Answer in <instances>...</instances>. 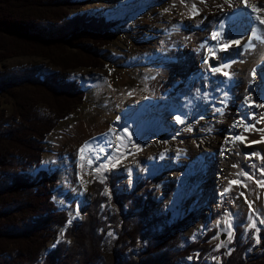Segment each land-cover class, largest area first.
Masks as SVG:
<instances>
[{"label":"trees","instance_id":"16d2710c","mask_svg":"<svg viewBox=\"0 0 264 264\" xmlns=\"http://www.w3.org/2000/svg\"><path fill=\"white\" fill-rule=\"evenodd\" d=\"M88 2L0 0V63L34 56L58 69L0 70V264H264V228L257 231L261 249L250 260L245 255L256 241L254 227L236 225L232 241L216 251L211 241L217 227L184 244L182 232L194 214L162 223L165 219L152 211L150 180L122 192L120 172L95 178L82 219L68 224L69 212L54 200L53 176L45 169L29 172L41 165L53 128L85 100L82 85L62 73L106 67L95 48L110 44L115 21L69 12ZM55 227L65 228L62 239L47 249ZM110 229L116 238L107 239ZM209 255H218L220 262L207 261Z\"/></svg>","mask_w":264,"mask_h":264},{"label":"bare ground","instance_id":"6f19581e","mask_svg":"<svg viewBox=\"0 0 264 264\" xmlns=\"http://www.w3.org/2000/svg\"><path fill=\"white\" fill-rule=\"evenodd\" d=\"M154 1L157 3L158 0ZM105 5L108 8L111 3L107 2ZM247 5L246 7L245 0H193L191 6L182 13L159 17L154 24H147L146 28L136 34V38L144 43L151 36L149 32L153 31L152 34H156L160 39L155 48L157 54L165 49L178 58V62L175 58L166 57L160 62L161 58L156 57L154 65L159 67L162 63H174L165 70L163 67L159 75L155 76L156 79L150 82L157 97H150L138 90L137 98L142 103L141 107L136 106L137 110L130 117H126L123 115L124 108L133 102L131 99L124 103L121 101L107 115L98 117L99 129L92 131L93 134L86 138L84 136L88 129L92 128L88 122L80 123L76 127L79 134L73 139L65 136L56 139L55 156L70 155L73 170H78L81 156L88 150L92 154L89 163L97 161L99 153H93L91 147L104 131L109 130L108 135L120 134L128 140L131 137L129 128L134 124L140 129L144 128V124H139L138 119L140 122V118L149 113V118L160 117L155 121L164 122L167 126L165 141L161 142L160 146L152 143L147 151L160 153V157L149 156L148 160L145 159L149 169L161 167L162 161L169 164L170 169L164 175L170 181L169 189L159 195L166 200H175L173 196L176 192H192V184L199 188L195 193L196 200L184 199L181 202L185 210L194 207L201 210L200 221L186 231L188 238H196L216 223L219 217L224 215L225 204L229 210L236 211L235 218L240 221L250 220L255 212L264 210V187L256 183L257 180L264 181V175L259 171L260 168L264 169V132L261 131L264 129V107H257L264 105V24L255 18L257 14L264 15V0H247ZM253 7L260 11L253 12ZM236 10H240V13L232 17L223 29L222 36L221 31H213L212 26L218 25L217 19L221 11ZM235 28L242 31L241 37L238 38L241 45H234L227 51H214L223 48L225 41H230L231 32ZM214 34L219 39L214 38ZM142 45L145 46L143 50L148 51L147 44ZM120 46L121 50L135 51L130 44L121 43ZM107 52L111 58L120 53L116 46L108 48ZM187 76L191 80L186 78ZM208 78L215 79L212 88L218 89L215 92L209 91L203 98V106L196 107L195 103L193 104L195 94L203 92L202 81ZM107 80L109 79H105L104 83H107ZM106 91L110 93L113 89L106 87ZM182 95L187 97L186 102L182 99L180 101ZM177 116L181 117L183 123L177 122ZM197 117L204 118L197 120ZM238 136L243 139L237 140ZM254 141L257 143H253ZM106 144L100 153H105V149L111 146L108 141ZM82 147L83 153L80 151ZM154 149L156 151H153ZM235 163L241 165L244 172L252 173L256 179L248 182L249 178L243 177L239 185H225L232 175V164ZM137 166L135 163L134 167ZM131 167L129 163L124 165L125 169ZM187 175L189 181L184 184L182 178ZM131 183V179H126L120 185L125 189ZM249 184L253 186V195L249 194ZM226 188L231 190L221 195ZM249 203L252 204L251 209Z\"/></svg>","mask_w":264,"mask_h":264},{"label":"rangeland","instance_id":"374dc122","mask_svg":"<svg viewBox=\"0 0 264 264\" xmlns=\"http://www.w3.org/2000/svg\"><path fill=\"white\" fill-rule=\"evenodd\" d=\"M88 1L89 2L87 4L79 8L70 9L69 12L71 15L78 12H88L99 17L105 16L107 19L115 21L114 26L111 29L113 33V39L110 44L95 48V51L105 61L106 67L103 70L79 68L68 70L65 73H62V75L66 78L75 79L82 85V88L86 90L85 100L77 109L71 111L64 120L60 121L56 125V127L53 128V131L47 136L45 141V149L43 152L41 165L38 168H30L29 172L35 174L36 170L45 169L49 172V174L53 176V179H51L50 181V187L54 193V200L56 201L60 209L69 212V221H72L73 219H82L80 211L84 205H86L88 202H91L92 200V189L90 187V184L95 178L102 181L109 173L112 174L114 172H120L121 174H123V177L118 181L117 187L119 189L118 191L122 192H130L134 190L135 185L139 181L150 180L149 185H147L146 187L151 191V195L155 199V204L152 211L154 214L161 215L162 218L165 219V221H162V223H167L168 221H176L180 218H183L189 213L194 214V219L190 220L189 226L182 232V239L184 241V244L201 237L207 230H210L212 227H217L218 232L215 238L211 241V244L215 247V251L219 249L217 248L218 244H221V247L226 248L233 239V235L231 239H229V231L234 234V228L236 225L244 226L245 230H247L249 228V225L254 222L256 241L252 248L245 255V258L247 260H250L253 254L260 251L259 249H261V241L259 240V243H257V229L264 228V223L260 222L261 220H264V210L255 212L254 217H252L250 220L240 221L236 219V211L233 212L229 210L227 208V205L225 204V208L223 209L224 215L220 216L216 223L209 226V228L200 233L196 238H188L186 231L194 227L197 222L200 221L201 210L198 207H194L190 210H185L181 202L184 199L191 200L192 198H194V200H196L195 193L196 190H199L197 185L192 184V192H187L186 190H184V192L181 194L180 192H176V195L173 196L175 200L172 198L166 200L165 197L159 195L160 192H164L169 189L170 181L167 180L168 178L164 176L170 169L169 164L162 161L161 167L149 169L148 166L146 167V160H148L149 156H151L150 158H152L153 156H156V158L160 157V153H148L147 151L153 144L157 143L160 146L161 142H164L166 139V124L164 122H160L159 120L155 121L156 118L160 117H155L154 119H152L149 118V113H146V115L140 118V122L138 119V123H143L144 128L140 129L136 127V124L132 125L129 128L131 137L128 140L122 137L120 134L114 133L112 135H108L107 132L109 130L104 131L100 135L101 137H96L97 139H95V142L91 147L93 153H99L98 158H96L97 161L89 163L92 154L90 150H88L81 156L78 170H73V160L71 159L70 155L55 156L54 142L56 141V139L62 136L73 139L79 134V132L76 130V127L80 123L88 122L89 126L92 128L88 129V134L86 133V136H84L86 138L87 136L93 134L92 131L94 132L99 129V127L97 126L99 125L97 121L98 117L107 115L112 109L117 106V104H120L121 101V103H124L128 99H131L133 102L131 105H129L130 107L125 106L124 108L123 115H126V117H130L133 112L137 110V108H135L136 106L141 107L142 103L140 99L137 98L138 90L143 91L150 97H157V93L151 87L150 82L156 79L155 76H158L161 70H165L166 67H169L171 66L170 64L174 63L168 62L166 63L167 65H163L162 63V65L159 67L158 65H154V62H156V57L162 59H160V62H163V59L165 57L169 59L175 58L176 62H178V58L173 53H170V51L165 49L163 51L160 50L158 52L159 55L157 54L155 48L158 45V41L160 39L156 34H152L154 33L153 31L149 32L151 33V36H149L144 41V43L140 42L136 38V34L142 31L144 27L146 28L147 24H154L159 17L168 15L176 16V14L178 15L182 13L184 9L191 6L193 0H158L157 3L154 0ZM107 2L111 3V6L108 8L105 5V3ZM121 43L130 44L131 48L133 50L135 49V51L130 52L126 49H119L121 47ZM142 44H147L149 48L148 51L143 50L145 46H143ZM112 46H116L121 54L119 53L118 56H114L113 58H111L108 55L107 49ZM138 47H140L141 50H139ZM29 66L41 67L46 72L58 71V69L49 64L47 60L34 56H22L5 60L4 62L0 63V70H3L4 68H25ZM96 76H98L99 81L97 80ZM186 78L190 79L189 76H187ZM105 79H109L107 80V83H104ZM179 79H181V77ZM174 81L178 82L179 80L174 79ZM214 82L216 81L212 78H208L207 80L202 81V83H204L202 89L203 92L197 95L195 94L193 100V104L195 103L194 106H203V98L205 97V95L209 91L215 92L218 89V87H216V89L212 88V84H214ZM106 87L113 89V91L108 93L106 91ZM181 99L182 101L186 102L187 97L185 95H182L180 96V101ZM145 105L147 106L148 103H145ZM4 106L8 110V112H11L10 105ZM197 118V120H203L204 117ZM163 120L164 119H162V121ZM151 121L159 124H151ZM100 130L102 131L103 129L101 128ZM107 141L110 142L109 145H111L108 148L109 150L105 149V153H100L103 146L107 145ZM111 150H114L115 152L113 153V151L111 152ZM153 151L156 150L154 149ZM118 160L120 161V163L117 164L116 162ZM128 163L132 165V167L130 169H125L124 165ZM135 163L138 164L137 167H134ZM113 164H116V167H112ZM232 168V175L230 176L228 183L225 185H229L230 181L233 180H239L242 183L243 177H245L246 179H248V177H251V179H248V182L253 181L254 178L256 179V177L253 176L252 173L244 172V169L241 165L235 163L232 164ZM260 169L259 171L261 173ZM126 179H131V185L125 189L121 188L120 184ZM182 180L184 181V184H186L189 181V175L182 178ZM249 186L251 189L249 191V194L253 195V186L252 184H249ZM106 193H110L108 187L106 188ZM77 211L79 212V215H77ZM229 220L231 224L230 227ZM70 223L68 222V224ZM64 229V227H55L53 229L54 234L52 238L47 242V246L45 248L51 249L52 247H54L56 242L62 239ZM106 237L107 239H114L117 237V233L114 231V229H110L107 232ZM137 250H139V247H137V249L135 248L134 252L137 253ZM190 259V257H187L188 261ZM213 259L217 262H220L218 255H209L207 256L206 260L212 261Z\"/></svg>","mask_w":264,"mask_h":264},{"label":"snow or ice","instance_id":"6c2138e0","mask_svg":"<svg viewBox=\"0 0 264 264\" xmlns=\"http://www.w3.org/2000/svg\"><path fill=\"white\" fill-rule=\"evenodd\" d=\"M245 6H246V7L248 6V5H247V0H245ZM193 7L195 8V5H194ZM252 10H253V12H257V13L260 11V9H258V8H256V7H253ZM255 18H256V20H257L259 23L264 24V15H259V14H257ZM220 35H221V36L223 35V22H221V33H220ZM214 38L219 39V37L215 36V34H214ZM234 45H235V46H240V45H241V40L236 39V40L225 41V42H224V45H223V48H221V49H214V51H220V50L227 51L228 48H230V47H232V46H234ZM224 67H229V65H224ZM213 71H220V69H213ZM224 74H225L226 76L228 75V73H224ZM246 99H248V98H246ZM257 107H264V105H257ZM217 111H220V110L217 109ZM118 119H119V118H118ZM176 120H177V122H179V123H183V121L181 120V117H180V116H177V117H176ZM188 130L190 131L191 128L189 127ZM124 131L127 132V129H125ZM261 131L264 132V129H261ZM236 139H237V140H242L243 137L238 136V137H236ZM253 143H257V141H254ZM136 147H138V146H136ZM80 151H81V153H83L84 148L82 147V148L80 149ZM161 155H163V153H162ZM116 163L118 164V163H120V161L118 160ZM112 167H116V164H113ZM129 171H131V170H129ZM261 174L264 175V169H261ZM248 178L251 179V177H248ZM240 183H241V182H240L239 180H233V181H230V184H231V185H237V184H240ZM256 183H257L258 186L264 187V181L257 180ZM245 187H246V185H245ZM230 190H231L230 188H226V189H225V192L222 193L221 195L226 194V193L229 192ZM241 195H243V193H241ZM249 208H250V209L252 208V204H251V203H249ZM77 215H79V212H78V211H77ZM70 222H71V221H69V223H70ZM260 222H261V223H264V220H261ZM230 226H231V224H230V220H229V227H230ZM253 227H255V223H254V222H253L252 224L249 225V228H253ZM257 231H259V229H257ZM232 235H233V233H232L231 231H229V232H228L229 239H231ZM257 243H259V239H258V238H257ZM221 246H222L221 244H218V245H217V248H220Z\"/></svg>","mask_w":264,"mask_h":264},{"label":"water","instance_id":"95a60500","mask_svg":"<svg viewBox=\"0 0 264 264\" xmlns=\"http://www.w3.org/2000/svg\"><path fill=\"white\" fill-rule=\"evenodd\" d=\"M240 36H241V31L239 29H237L236 31L232 32L230 39L235 40V39L239 38Z\"/></svg>","mask_w":264,"mask_h":264}]
</instances>
